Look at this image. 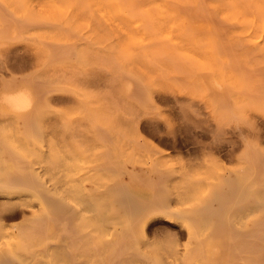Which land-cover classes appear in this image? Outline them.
<instances>
[{
  "label": "rangeland",
  "instance_id": "1",
  "mask_svg": "<svg viewBox=\"0 0 264 264\" xmlns=\"http://www.w3.org/2000/svg\"><path fill=\"white\" fill-rule=\"evenodd\" d=\"M55 1L24 0L16 5L13 0H0L1 12L10 14L8 20L18 21L23 28L16 39H0V96L5 82L23 77L39 84L47 98L37 120L35 141L22 134V123L15 124L0 105V135L26 159L40 194L37 200L26 193V202L35 207L24 213L18 205L4 206L0 194V249H13L18 242L17 226L41 215L46 205L49 212L58 213L76 227L83 239L97 238L94 240L103 250L102 259L96 256L94 261L86 254L69 258L55 247L58 241L54 238L46 244L50 264H79L82 260L114 264L108 255L109 241L126 234L131 249L119 264H211L218 254L214 246L209 250L211 258L191 259L188 252L201 241H212V225L202 228L176 215L204 210L211 201L214 209L203 212L206 219L217 225L230 219L228 208L221 213L217 209L220 200L213 197V188L225 178L229 189V183L243 177L241 157L249 146L264 160V52L252 56L254 60L249 57L258 64L250 61L241 67V74L254 77L253 82L259 78L249 81L246 88L216 56L211 35L201 31L204 23L223 28L218 48L226 49L224 57L237 64L231 54L233 41H242L231 34L233 19L225 12L227 5L213 7L216 11L212 14L211 6H200V0H122V4L68 0L59 5ZM199 10L202 12L196 13ZM248 39L252 38L244 40ZM49 46L66 48L50 53ZM137 81L141 85L138 93L135 86L133 91L124 89L123 84ZM106 93L113 95V104L121 102V108L112 106L114 101H108ZM92 121L106 130L107 142L93 138ZM149 121L151 127L158 122L159 132L155 125L151 128L158 133L149 132ZM107 146L120 157L124 169L136 171L133 180L125 172L117 173L116 168L98 166ZM147 172L157 181L155 192L142 185ZM120 183L124 191L115 197L112 187ZM153 194L165 197L173 217L140 220L141 204ZM119 198L138 214H112ZM90 200L97 204L98 214L82 204ZM54 223L46 229L50 236L60 233V225ZM32 261L43 264L42 255ZM13 264L33 263L23 259Z\"/></svg>",
  "mask_w": 264,
  "mask_h": 264
},
{
  "label": "bare ground",
  "instance_id": "2",
  "mask_svg": "<svg viewBox=\"0 0 264 264\" xmlns=\"http://www.w3.org/2000/svg\"><path fill=\"white\" fill-rule=\"evenodd\" d=\"M13 1L16 5H19L24 2V0H13ZM64 1H68V0H57L55 2L59 5V3H62ZM73 1L77 3L78 1L81 0H73ZM110 1H114V0H109V2ZM121 1L122 0H115V3L122 4L125 0L123 2ZM165 1L171 3V0H165ZM172 1H178V0H172ZM185 1L186 2L191 1L193 3L199 2L201 3L199 4L200 6H202V3L203 5L206 4L208 6H211L212 8L210 7V12L212 14L215 13L216 11V9H214L213 7L227 5V7L225 8V12L233 19V24L232 23L229 24L230 31L232 29V31L234 32L231 34L233 38H235L236 40L242 41L240 43H237V41H233L235 45H233L234 49L231 52V54H233L235 56L234 58L237 59V60L235 59L237 64L234 63V59L231 60L233 61V63H231V61L229 62V59H231V57H228L229 59L227 60L224 57V55L226 54L225 52L223 55L224 49L220 51V49L218 48L219 44L217 45V42L219 43L220 40L219 41L217 40L221 38L220 33H223V28L221 27L218 28V26L213 27L208 23H204L201 31L204 33L205 32L209 33L211 35V37L213 38L214 52L216 56L222 59V64H224L225 67L228 66L230 68L234 76V79L240 82V85L244 87H246V85L248 84L251 85L250 83L252 81L251 79H254V77L241 74V70L244 69V68L241 69V67L247 66V63H250V61H252L250 60L249 57L264 52V0H200L198 2L197 0H185ZM81 2H83V0ZM81 2L79 3L81 4ZM86 2L87 0L83 3L86 4ZM124 3H126V1ZM196 7L195 10H197ZM1 9H0V39L12 38L11 40H13V38L15 39L18 38L19 35H21L20 31H22L23 29L22 26H19L17 24L18 23L17 20H16L17 21L16 24L14 21H10L11 20L9 17L10 14L6 12L4 14V11L1 12ZM53 9L56 10V8L54 7ZM200 10L196 13H199ZM128 12L130 13L131 11ZM134 12L136 13V11ZM7 14H8V18H6L5 16ZM131 15H134V13ZM20 23L23 26H24L23 23L27 24L25 21L23 23L22 22ZM184 31L185 30H183V32ZM187 32L189 33V31H186L185 34H187ZM247 38H252V39L251 40L248 39L247 41H245L244 39ZM221 45L222 42H220V46ZM221 47H223V45ZM63 48H64L63 46L62 47L49 46V48L47 47L50 53L52 52L56 53L59 49L63 50ZM224 51H226V49ZM254 57H252L251 59H253ZM238 58L243 59L244 62L243 63L239 62L241 59L238 61ZM259 61L261 62V60ZM254 62L257 63V61H252V63ZM237 65L238 68L237 67L235 68L234 66ZM221 66L222 68H224L223 65ZM258 79L254 80V82L258 81ZM123 85L125 87L124 89L129 91L130 89L131 91H133V86H135L136 88L135 93H138L140 91V89L138 88H141L139 81H137V83L135 84L133 82H128ZM3 86L4 89L2 95L0 96V105L3 107L4 113L11 115V117L13 118L12 121L15 124L20 125L22 123L23 125L22 134L27 136L28 140L35 141L39 134L38 131L39 126L37 120L41 115V112L46 107L47 98L45 96V91L43 90V88H41L39 84L34 83L33 81L29 82L28 78H23V77L20 78V80L17 82L16 81L5 82ZM113 94L115 95V93ZM107 95L108 94L106 93V97L109 98L108 101L109 100H111V102L114 101L111 104L112 106L114 105L117 108H121V104H122L121 102L118 103L116 100L117 104H113L115 103V99L111 97L113 95L111 96L109 95L107 96ZM122 108H125V106L124 107L122 106ZM126 108L125 111H127ZM219 108L220 106L216 107L215 110L218 111ZM229 112L234 116V111L229 109ZM93 116L94 115L90 116V118L92 119ZM136 118L139 117L137 116ZM150 121L149 124L147 123L146 126H149L150 129L154 128V125H155V129L159 128L156 127V124L158 122L155 124L152 123L154 125H152L153 127H151ZM91 126H92L91 130H92L93 138L97 142H101V143L107 142L108 133H105L106 130L104 132L103 131L104 128L103 127L101 128V126L97 122L92 121ZM144 126H142V129ZM146 129L149 130L148 127ZM156 130L152 131L151 129L149 132L156 134L157 132ZM159 131L160 130H158V132ZM111 150L112 148L107 146L106 152L103 151L105 155L102 154L104 156L102 163H99L98 166L100 168L104 166L116 168L115 171H117V173L125 172L127 173V175H129V179L133 180L134 179L133 174L136 171L135 170L129 171L126 168L124 169L123 167L124 163L122 162L120 157L114 155ZM25 160L26 159H24L21 154L14 151V149L11 147V144H8L6 138L3 135H0V194L4 195L2 196L3 197L2 204L6 207L8 206L12 207L13 205H18L22 209V213L31 211L35 207V204L26 202L27 201L26 198L28 197L26 193H30L29 195L30 198H35L37 200H40V194L38 193L37 185L35 183L36 178L33 174V170L25 165L26 164ZM241 160H243L245 164L243 177H238L234 179L232 183H229V189H227L228 187L227 188L225 187V184L229 179H225V178L219 181L215 189L213 188L214 191L213 197L216 198L215 199L216 201L217 199L220 200V202H218L220 204L217 207V209L220 210L221 213L224 208H228L229 209L228 212L231 216L230 219L225 218L224 222L218 225L217 222L206 219L204 217V213H208L209 212L208 210L214 209V207L211 206L212 205L211 201H210L211 205L208 204V202H206L208 206L205 207L204 210L195 211L192 209V211H187V212L185 211L182 214L180 213V215L178 214L176 215L178 216V218L182 219V221L185 222L188 221V223L190 222L194 224H200L202 228L203 225L207 226L209 223L210 225H212V230H213L212 241L210 242L201 241L195 248L189 250L188 252L189 258L196 259L197 257H200L205 259L206 255H208L211 258L209 254V250L211 246H214V248L218 251V254L216 257L211 258L212 259L211 264H264V160L257 154L256 148L254 147L252 148L251 146H249L247 151L241 157ZM148 174H149L148 177L145 179L142 185L144 187H147L151 191L155 192L154 189L156 190L157 187L154 183H156L157 181L155 177L151 175L150 172ZM138 175L140 176V174ZM125 178L128 177L125 176ZM128 182L132 183V181L130 180ZM112 188L113 189L115 188L114 191L112 189L115 197L120 196L124 191V184L120 183L113 186ZM154 194L153 196L150 195L152 198L149 197L148 199H145L141 204L142 210L139 212L140 216L138 217L143 222H146L148 219L151 218L152 219L157 218L159 216H163L165 218L173 217L172 211L169 208L168 203L164 200L165 197L162 196L161 194L158 195L156 194L154 196ZM147 196H149V194ZM87 197L89 199L92 198V196L90 195H87ZM82 204L92 207L95 213L97 214L99 213L97 204L92 202V200H90L88 203H82ZM107 205H109V203H107ZM113 205L114 206H112V211H113L112 214L113 213L118 214V212L119 213L123 212L129 215L138 214V211L136 212L133 206L128 205L126 208V206L122 203L120 198H119V202ZM197 212L198 214H196ZM139 218L137 220H139ZM109 219L110 220L115 219V217L114 218L111 217ZM230 221L233 223L232 226H229L228 224L225 225L226 222H230ZM51 222L53 223L56 222L54 223L55 226L60 225L58 229L60 230V233L57 234L56 236H50L46 230L47 226ZM77 230L76 227H73L69 224L66 218L60 217L58 213L49 212L48 207L45 205V209L41 215L27 219L26 221L21 223V225L17 226V232H18L17 245L13 249H11L8 246L0 249V264H13V261L23 260V259L28 260V262H32L33 264H37L36 262H33L32 259L33 257L39 254L42 255L43 264H50V259H49L50 253L48 251L49 248L47 247L46 244H48V242L52 241V239L54 238H55L54 240L58 242L59 241L62 242V244L57 242L55 244V247L59 248L65 257L70 258L71 256H74L73 254L79 257L86 254L90 259L94 258L93 261L95 260L96 256H99L102 259L103 250L99 248L100 243L94 240L95 237L91 238L90 236V238L87 237V239H83L84 235H78ZM108 230L110 231V228H108ZM52 234L54 233H51V235ZM95 239L97 240V238ZM39 245L42 246L39 247ZM109 245L110 248L108 249V255L111 256L110 261L114 264H119V262L123 260L124 255H126L131 249L129 243V234L122 235L117 239H114V241H109ZM34 247H38V250H35ZM44 258H46V260H44ZM105 258L107 259L106 256ZM73 260H75V262H78V260L76 261V259ZM83 263L86 264V262L83 260L80 261L79 264H83Z\"/></svg>",
  "mask_w": 264,
  "mask_h": 264
}]
</instances>
